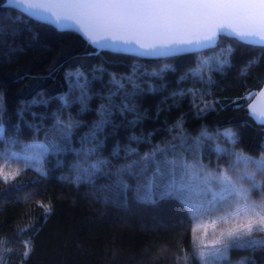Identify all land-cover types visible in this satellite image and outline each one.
<instances>
[{
	"label": "trees",
	"instance_id": "1",
	"mask_svg": "<svg viewBox=\"0 0 264 264\" xmlns=\"http://www.w3.org/2000/svg\"><path fill=\"white\" fill-rule=\"evenodd\" d=\"M0 26L17 29L20 33L15 41H6V44L20 45L18 50L10 52L5 43H0V93L4 96L6 109L3 116L6 136L15 132L19 124L21 140L29 141L34 137L43 140L57 115L65 120L72 116L90 125L98 118L95 109L104 102L100 96L114 90L110 83L114 74L117 79L133 77L144 92L136 98L142 119L132 126L127 121L135 118L133 114H126V118L116 114L113 118L116 134L113 135V128L109 127L101 137L104 144L98 155L110 161L113 172L138 159L137 156L125 159L127 149H136L143 155L153 145L170 140L175 133L170 134L168 129L180 118H183L184 130L192 136L197 135L202 127L213 132L233 129L239 135L236 151H244L255 158L264 153V126L249 115L252 97L239 99L250 92H258L264 85V50L258 46L222 36L215 49L144 59L106 50L98 52L77 32L58 31L56 27L30 19L12 8L0 7ZM229 46L232 48L231 66L222 72H211V84L207 82V76L204 81L191 75L181 79L202 60L214 52L227 50ZM250 60H258V63L241 75ZM166 65L169 67L165 68ZM77 70L92 82L91 89L97 95L90 101V111L79 113V104H72L61 113L59 97L69 93L66 74ZM148 85L157 90L147 91ZM189 89L197 92L196 103L201 99L204 102L218 100L215 110L197 115L191 93L172 95ZM127 90L131 91V84H127ZM37 96L47 98L48 104L32 106L24 113V120L33 125L29 127L21 121L18 110ZM233 101L240 106H233ZM119 102L117 99L116 103ZM37 126L42 129L38 133ZM85 131L86 127L77 130L73 137L75 147L80 146L78 137ZM133 135L151 143L132 141ZM220 143L228 146L222 137ZM118 146L121 150L114 155ZM209 157L210 167L215 168L216 154L206 149L205 164H209ZM59 159L63 161L62 166L57 165V157H48L45 165L47 177L28 170L8 184L0 181V264H185L183 259L176 260L177 256L185 254L190 257L188 264H199L191 256L192 229L196 221L189 219L180 203L162 200L151 205L132 199L126 205L105 203L97 197L112 199L110 193L94 194L90 185L76 186L60 179L70 175L75 155L69 153ZM227 159L220 160L221 167H227ZM17 166L23 167L21 163ZM106 182L105 178H98L96 185ZM12 184L22 186L19 190L6 192ZM259 198V193L252 195L253 200ZM41 204L52 207L47 217ZM28 225L34 227L20 233L19 230ZM254 235L261 237L264 232ZM26 240H31L34 245L27 260L22 255V242ZM230 257L232 264L245 257L255 264H264V251L232 250Z\"/></svg>",
	"mask_w": 264,
	"mask_h": 264
},
{
	"label": "snow or ice",
	"instance_id": "2",
	"mask_svg": "<svg viewBox=\"0 0 264 264\" xmlns=\"http://www.w3.org/2000/svg\"><path fill=\"white\" fill-rule=\"evenodd\" d=\"M0 7L18 10L30 19L53 25L58 31H77L98 52L139 51L142 56H174L215 49L221 34L234 38L238 43L264 50V0H3ZM19 35L17 29L0 26V43L15 41ZM6 47L14 52L20 45L6 44ZM231 53V46L219 53L214 52L181 79L191 75L204 81L207 76V82L211 84L209 74L230 67ZM257 63L258 60H250L241 75ZM66 81L69 93L59 97L61 113L72 104H79V113L90 111V101L97 95L91 89L92 82L79 70L67 73ZM110 83L114 90L100 96L104 102L95 109L98 118L90 125L72 116L65 120L57 115L43 140L37 137L29 141L21 140L19 124L15 132L5 135L3 116L6 109L4 96L0 93V144L3 145L0 147V162H3L0 165V181L8 184L28 170L47 177L45 165L48 157H57V165L62 166L63 161L59 157L71 153L76 159L70 165V175L60 179L76 186L82 183L90 185L94 194L110 193L112 199L97 197L105 203L126 205L132 199L154 205L162 200H175L192 221L222 212L223 215L212 221L213 227L217 222H231L230 226L222 228L218 235L214 233L211 241H201L195 235L198 228L205 227L203 224H197L192 229L191 256L199 264H232V250L264 251V236L254 235L264 232V153L255 158L244 151H236L239 135L233 129L213 132L202 127L197 135L192 136L184 130L183 118H180L168 129L170 134L175 133L170 140L153 145L143 155L136 149H127L125 159L131 156L138 159L121 165L113 172L110 161L98 155L104 144L101 137L105 136L109 127L113 128L112 134H116L113 119L116 114L125 118L126 114H133L135 118L127 121L132 126L142 119L136 98L144 89L133 77L117 79L113 74ZM127 84H131V91L127 90ZM156 90L152 85L147 87L149 92ZM188 93L194 97L193 106L198 109L197 115L215 110L219 103L218 100L204 102L202 99L196 103L197 92L192 89L173 92L172 95L185 96ZM250 95L251 92L239 99L246 100ZM117 99L119 103H116ZM47 104V98L34 97L29 104L22 105L18 116L33 127L24 120V113L32 106ZM233 106L240 105L233 101ZM32 115L36 116V113ZM249 115L257 124L264 126V108L250 106ZM81 127H86L87 131L78 137L80 146L75 147L73 137ZM40 130L37 126V133ZM221 137L228 146L220 143ZM130 139L151 143L135 135ZM206 149L216 154L215 168L210 167V157L209 164L204 163ZM120 150L118 146L113 154ZM224 157L228 158L227 167H221L219 163ZM14 163H22L23 167L6 171ZM98 178H105L107 182L97 187ZM21 186L12 184L5 191L19 190ZM254 193L260 194L258 200L252 199ZM40 206L45 217L51 214V205ZM32 227L34 225H28L19 231L24 233ZM204 235L207 236L206 230ZM22 243V255L27 260L34 251V245L31 240ZM189 258V254H185L177 256L176 260L183 259L188 264ZM236 264L255 262L245 257Z\"/></svg>",
	"mask_w": 264,
	"mask_h": 264
},
{
	"label": "rangeland",
	"instance_id": "3",
	"mask_svg": "<svg viewBox=\"0 0 264 264\" xmlns=\"http://www.w3.org/2000/svg\"><path fill=\"white\" fill-rule=\"evenodd\" d=\"M255 94L256 93H253L252 95H250V97H253ZM17 167H18L17 164H15V163L12 164L10 171L15 169V168H17ZM221 215H223L222 212H218V213L216 212V213H214V215L212 214V215L208 216L207 218L198 219L196 221L194 227H196L197 224H203L205 227L204 228H198L197 232L195 233V235L197 237H199V239L201 241H205V242L211 241L214 238V233H215V235H218L219 231L222 228L230 226L231 222H229V224H223V223L217 222V224L215 225V228L213 227L212 221L217 219V217H219ZM205 230L207 232V236L206 237L204 235Z\"/></svg>",
	"mask_w": 264,
	"mask_h": 264
},
{
	"label": "water",
	"instance_id": "4",
	"mask_svg": "<svg viewBox=\"0 0 264 264\" xmlns=\"http://www.w3.org/2000/svg\"><path fill=\"white\" fill-rule=\"evenodd\" d=\"M44 23V22H43ZM48 24V23H47ZM51 25V24H50ZM53 26V25H52ZM65 31H74V30H65ZM77 32V31H74ZM78 33V32H77ZM79 34V33H78ZM81 35V34H80ZM82 36V35H81ZM222 36H226V37H230L224 34H221L220 38ZM83 37V36H82ZM84 38V37H83ZM219 38V40H220ZM232 38V37H230ZM85 39V38H84ZM86 40V39H85ZM207 49H203V50H198V51H193V52H189V53H195V52H200V51H204ZM106 51H112V52H117V53H124V54H129V55H134L137 56L139 58H144V59H158V58H167V57H172V56H159V57H152V56H142L139 54V51H117V50H106ZM189 53H182V54H178V55H174V56H180V55H184V54H189ZM250 106H255L256 108L260 109V108H264V85L262 86V88L252 97L250 104L248 106V109L250 111Z\"/></svg>",
	"mask_w": 264,
	"mask_h": 264
}]
</instances>
